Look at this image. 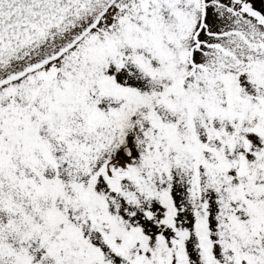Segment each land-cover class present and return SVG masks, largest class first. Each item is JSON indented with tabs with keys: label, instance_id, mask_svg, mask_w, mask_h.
<instances>
[{
	"label": "snow or ice",
	"instance_id": "6c2138e0",
	"mask_svg": "<svg viewBox=\"0 0 264 264\" xmlns=\"http://www.w3.org/2000/svg\"><path fill=\"white\" fill-rule=\"evenodd\" d=\"M0 264H264V0H0Z\"/></svg>",
	"mask_w": 264,
	"mask_h": 264
}]
</instances>
